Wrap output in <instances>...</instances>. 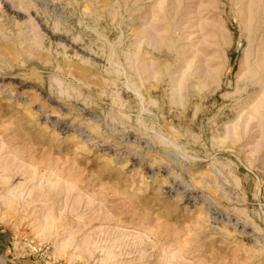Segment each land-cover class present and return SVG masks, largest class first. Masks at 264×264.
I'll return each instance as SVG.
<instances>
[{
  "label": "rangeland",
  "instance_id": "1",
  "mask_svg": "<svg viewBox=\"0 0 264 264\" xmlns=\"http://www.w3.org/2000/svg\"><path fill=\"white\" fill-rule=\"evenodd\" d=\"M0 229L264 264V0H0Z\"/></svg>",
  "mask_w": 264,
  "mask_h": 264
},
{
  "label": "built area",
  "instance_id": "2",
  "mask_svg": "<svg viewBox=\"0 0 264 264\" xmlns=\"http://www.w3.org/2000/svg\"><path fill=\"white\" fill-rule=\"evenodd\" d=\"M11 246L17 247L24 251L29 257L42 264H66L62 261L55 260L52 254V248L48 244H39L30 239H21L17 241L11 237Z\"/></svg>",
  "mask_w": 264,
  "mask_h": 264
},
{
  "label": "crops",
  "instance_id": "3",
  "mask_svg": "<svg viewBox=\"0 0 264 264\" xmlns=\"http://www.w3.org/2000/svg\"><path fill=\"white\" fill-rule=\"evenodd\" d=\"M12 235L0 229V264H42L29 257L24 251L11 246Z\"/></svg>",
  "mask_w": 264,
  "mask_h": 264
}]
</instances>
